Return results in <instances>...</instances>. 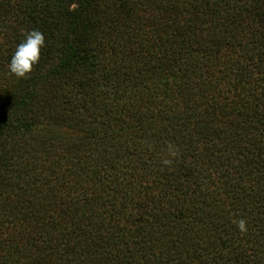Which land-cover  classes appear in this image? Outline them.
Returning <instances> with one entry per match:
<instances>
[{
  "label": "trees",
  "instance_id": "1",
  "mask_svg": "<svg viewBox=\"0 0 264 264\" xmlns=\"http://www.w3.org/2000/svg\"><path fill=\"white\" fill-rule=\"evenodd\" d=\"M0 264H264V0H0Z\"/></svg>",
  "mask_w": 264,
  "mask_h": 264
},
{
  "label": "clouds",
  "instance_id": "2",
  "mask_svg": "<svg viewBox=\"0 0 264 264\" xmlns=\"http://www.w3.org/2000/svg\"><path fill=\"white\" fill-rule=\"evenodd\" d=\"M44 44V34L39 29L27 30L10 55L8 73L16 78H25L38 63Z\"/></svg>",
  "mask_w": 264,
  "mask_h": 264
}]
</instances>
